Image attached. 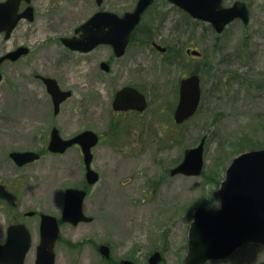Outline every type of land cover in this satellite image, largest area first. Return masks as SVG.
<instances>
[{
  "label": "rangeland",
  "instance_id": "obj_1",
  "mask_svg": "<svg viewBox=\"0 0 264 264\" xmlns=\"http://www.w3.org/2000/svg\"><path fill=\"white\" fill-rule=\"evenodd\" d=\"M235 1L223 0V4L231 6ZM242 1L250 11L249 23L236 19L217 33L210 23L157 0L142 29L172 50L161 53L150 41L146 46L134 44L132 56L144 55V72L139 74L134 66L140 59H127L124 62H131L127 71L116 66L109 76L100 73L95 86L98 99L91 106L80 104V79L70 68L66 87L74 94L52 118L50 95L35 73L60 77L59 59L76 56L64 51L58 37L91 10L83 12L87 1L68 11L64 0H34L35 20L21 21L9 40L0 37V54L19 44L33 48L14 63L0 64L4 76L0 82V242L6 240L10 223L25 221L33 238L25 264H35L40 213L60 216L66 188L86 183L80 149L50 153L47 131L56 125L67 136L90 128L101 137L93 148L92 163L101 177L84 201L85 212L94 220L61 223L56 264H121L126 258L149 264L155 250L163 254L160 264H185L195 208L217 209L216 192L227 167L241 152L264 146V0ZM136 3L115 0L120 9H133ZM188 48L201 51V56L186 54ZM54 54L58 61L53 67ZM193 72L201 76L199 109L171 136L179 81ZM124 83L145 86L150 101L142 115L113 114L109 105L113 89ZM117 119L120 126L114 125ZM204 136L203 174L171 176L170 169L181 162L185 149L197 146ZM32 149L43 154L29 165L18 167L9 156L12 150ZM31 210L37 213L24 216ZM104 242L112 245L110 262L97 250ZM207 264H264V248L242 247L229 259Z\"/></svg>",
  "mask_w": 264,
  "mask_h": 264
},
{
  "label": "water",
  "instance_id": "obj_2",
  "mask_svg": "<svg viewBox=\"0 0 264 264\" xmlns=\"http://www.w3.org/2000/svg\"><path fill=\"white\" fill-rule=\"evenodd\" d=\"M154 0H139L134 11L119 17L114 13L97 14L86 22L82 29L81 38L65 39L66 43L74 48H81L88 44L89 48L99 42H111L117 47H125L132 30L138 24L142 12ZM187 10L191 15L213 23L218 32L237 17L244 22L249 21V11L245 3L238 1L232 7H223L222 0H170ZM28 10V11H27ZM24 13H18V0L0 2V32L6 31L9 37L22 16L33 18L32 7ZM108 26L106 31H97V28ZM158 48L165 50L161 46ZM27 48L7 54L12 59L18 58ZM194 54L198 51L194 50ZM121 54V53H120ZM2 74L0 73V80ZM49 90L55 99L60 93V101L70 93L61 92L54 79H45ZM180 102L175 117L178 122L193 115L201 98L200 77L197 74L182 79L180 86ZM59 100L56 101L58 106ZM147 105L143 94L132 87H125L118 92L115 99L117 109L136 108L143 110ZM98 140L92 131H86L73 139L64 140L55 129L52 134L49 148L53 151L63 152L68 146L79 142L85 152V162L88 167L87 177L90 183L98 180V174L90 168L92 160L91 146ZM204 140L197 147L187 149L182 163L171 170V174H200L203 168ZM17 164L23 165L39 158L34 151H15L11 153ZM221 198L218 210L201 206L194 214L189 233V251L185 264H205L211 259L225 258L231 255L239 246L259 242L264 244V149L246 151L238 155L227 168L226 178L221 188L216 192ZM86 192L81 189L69 188L66 191L65 206L62 220L78 224L81 221H91L86 216L82 203ZM29 214H32L30 212ZM41 242L37 248L36 264H55V242L59 237L58 218L42 214ZM31 246V234L25 224H12L8 228V238L0 243V264H24L25 257ZM101 251L109 256V248L101 246ZM162 259L159 251L155 252L150 262L157 264ZM124 264H133L124 261Z\"/></svg>",
  "mask_w": 264,
  "mask_h": 264
},
{
  "label": "flooded vegetation",
  "instance_id": "obj_3",
  "mask_svg": "<svg viewBox=\"0 0 264 264\" xmlns=\"http://www.w3.org/2000/svg\"><path fill=\"white\" fill-rule=\"evenodd\" d=\"M64 1L68 2L67 3V6H68L67 10L68 11L78 7V5H83V4L77 3V2H81V1H87L88 2V4L85 5L86 8L83 10V12H89V10H91V11L79 24L75 25L70 32H65L64 33L65 35L63 34V35H61V37L60 36L58 37V39L60 38V41L62 43L61 45L65 49L64 51L70 55L74 54L76 56V58L74 60H73V58H70V57L68 58L66 56L61 57V58L58 57V58H60L59 61H61V63H62V67L60 66V63H58V65H57L59 68L58 74L60 77H58L56 74H53L51 72H49V74H43V73H39L37 70V72L35 73V77L42 81L43 85L46 88V91L50 95V106L53 108V112H54V116L51 115L52 118L58 117V115L61 112L62 104L64 102H66L69 98L67 100L63 101L60 104L59 108L56 109V106L54 103V98L51 95V93L49 92L48 85L43 80V77L54 78L57 81V83L61 89L71 91L70 97H72L74 94V90L66 87V83H67L66 73L70 74L71 70L74 71L75 73L78 74L79 79H80V84L78 85V87L81 91V96H80L79 102L82 106H91L98 99V93L95 94V86L99 82L100 73L109 76L114 72V70H116V66H119L117 70L127 71L128 65L130 66V63H131V62L128 63L127 61L124 62L127 59H132L133 62H135L137 59H140V63L136 62V63H134V66L138 68L139 74H142L144 72L145 69L142 70V65H143L142 58L144 55L141 56V54L136 53L134 56H132L131 50H132V46L134 44H140L141 46H146L148 44L147 37L144 35L145 34V32H144L145 27H143V29H142V22L144 21L145 16L148 14V12L146 11L142 16L143 21L140 22V24L135 28V30L131 34L126 46L123 48V52H120L121 47H116L114 44L108 43V42L97 43L94 46H92L91 48H88V45L84 44L82 46V48H80V49H75L74 47L67 45V43L65 42L64 39L65 38H74V37L79 38V37H81L83 32L81 30L80 31L78 30L79 26L81 24H83L84 22H86L89 18L94 16L96 13H99V12H115L119 15H123L124 13L131 11L132 9H131V7H128V8L123 7L122 9H120L119 6L115 4V0H64ZM71 1H75V2L70 3ZM29 6L33 7L34 20H35V18H36V7L34 4V0H18V10L20 12H25ZM74 15L77 16V14H74ZM25 20L28 22L34 21V20L30 21L29 19H25ZM22 21H24V20H22ZM154 42H156L155 39H152L151 44H153ZM20 45H25V44L16 45L8 51L17 49ZM29 47H30V50H29L28 54L33 51V48L30 45H29ZM166 47H167V50L162 51V53H166L167 51H169V49L172 50V47H170V46H166ZM8 51L0 54V58L2 56H4ZM47 52L49 54H51V50L50 51L48 50ZM119 53H121V54H119ZM22 56H24V55H22ZM22 56L20 58H22ZM56 56L57 55L54 54L53 56L50 57V58L54 59V61L52 62V66L54 65ZM20 58H18L15 61L11 60V59H6L3 61H0V63H14V62L18 61ZM144 60L145 59H143V62H144ZM56 61H58V59H56ZM49 62H51V61H49ZM70 68H72V69L69 70ZM144 83H146V82H144ZM126 86L134 87L139 92L145 94V96L148 100V106H149L150 100L148 99L147 92H145V90H144V87H145L144 85H140L137 83H124L120 87L113 89L114 90L113 96H112L110 103H109V105H111V107H112L113 114L117 115V116L130 114L131 117H135V115H142L146 111L148 106L142 112L135 110V109L118 110V111L115 110L114 100L116 98L117 92ZM58 97H59V95H58ZM178 100H179V86H178L177 101H176V104H175L173 112H172V121L171 122H173L174 126L171 127V130H172L171 136H174L175 135V129H178V124L175 122V119H174V112H175V108L177 106ZM113 121H114L115 126H120L121 119H117V120H113ZM54 128H57V126L52 125L50 128V131H47L49 141L51 139ZM85 130H92V129L85 128L79 132H76L74 134L67 135V136L63 135V133L61 132V129H59L60 134L64 138L74 137L75 135H77V134H79ZM100 141H101V139H100ZM48 144H49V142H48ZM75 146L81 150L79 145H75ZM50 153H52V152H50ZM40 154H42V151H40ZM52 154H58V153H52ZM80 187L86 188L89 191V187L87 186L86 183ZM107 244H109V243H107ZM109 245H110L111 251H112V245L111 244H109ZM105 261L110 262L111 259L105 260Z\"/></svg>",
  "mask_w": 264,
  "mask_h": 264
},
{
  "label": "bare ground",
  "instance_id": "obj_4",
  "mask_svg": "<svg viewBox=\"0 0 264 264\" xmlns=\"http://www.w3.org/2000/svg\"><path fill=\"white\" fill-rule=\"evenodd\" d=\"M68 75H69V73H68Z\"/></svg>",
  "mask_w": 264,
  "mask_h": 264
}]
</instances>
